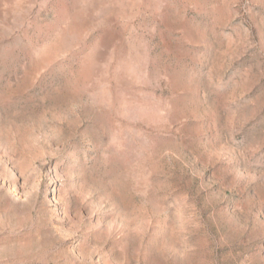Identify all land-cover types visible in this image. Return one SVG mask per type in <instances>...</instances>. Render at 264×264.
<instances>
[{
    "label": "rangeland",
    "instance_id": "1",
    "mask_svg": "<svg viewBox=\"0 0 264 264\" xmlns=\"http://www.w3.org/2000/svg\"><path fill=\"white\" fill-rule=\"evenodd\" d=\"M0 264H264V0H0Z\"/></svg>",
    "mask_w": 264,
    "mask_h": 264
}]
</instances>
